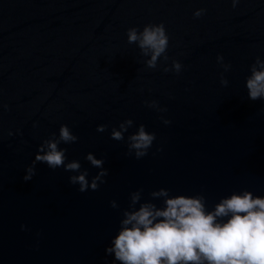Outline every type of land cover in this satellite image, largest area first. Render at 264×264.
I'll return each instance as SVG.
<instances>
[{"label": "water", "instance_id": "1", "mask_svg": "<svg viewBox=\"0 0 264 264\" xmlns=\"http://www.w3.org/2000/svg\"><path fill=\"white\" fill-rule=\"evenodd\" d=\"M160 23L168 60L149 69L127 30ZM257 57L264 0H0V264H120L106 248L139 189L141 202L161 188L202 194L209 210L233 192L264 197V100L246 88ZM174 60L181 71L164 72ZM127 119L125 140H113ZM141 124L156 139L138 160L127 137ZM61 125L78 137L59 145L65 163L79 161L91 182L100 169L87 154L104 160L97 190L40 162L23 179Z\"/></svg>", "mask_w": 264, "mask_h": 264}, {"label": "clouds", "instance_id": "2", "mask_svg": "<svg viewBox=\"0 0 264 264\" xmlns=\"http://www.w3.org/2000/svg\"><path fill=\"white\" fill-rule=\"evenodd\" d=\"M231 2L235 7L240 0ZM205 11L198 9L194 16L198 18ZM127 40L129 44H136L144 57H150L145 61L149 69L157 68L161 57L168 60L169 37L163 23L148 24L142 30L129 28ZM217 60L222 62L223 57L218 56ZM222 66L225 71L231 67L226 64ZM181 69V63L174 60L172 67H164L163 71L179 73ZM250 72L246 78L248 98L252 101L264 100V60L257 57ZM221 84H228L223 76ZM149 107L166 111L160 109L155 101L150 102ZM163 123L167 125L171 121L164 119ZM133 125L131 119L121 122L118 128H112L111 138L125 140V133ZM106 128L107 125H100L97 131L104 132ZM77 139L67 125H61L58 136L53 133L40 144L23 179L30 181L35 175L36 163L40 162L51 169L63 167L66 172L76 173L69 176V182L79 185L81 193L89 188L97 190L108 175L103 167V159H97L92 153L87 154L86 160L100 169L91 182L88 171L81 170L79 161L65 163L67 149L59 145L71 144ZM155 139V133L146 131L143 124L139 125L127 137L126 155L134 154L138 160L143 158ZM142 193L143 189H139L130 194V204L123 210L118 234L111 246L106 248V252L114 254L115 261L120 264H264V197L254 196L247 190L233 192L209 210L202 194L172 196L168 189L161 188L150 193V200L141 202ZM157 199L162 200V206L152 202ZM111 206L118 207L116 201H112Z\"/></svg>", "mask_w": 264, "mask_h": 264}]
</instances>
